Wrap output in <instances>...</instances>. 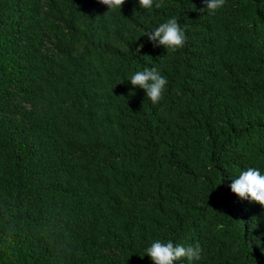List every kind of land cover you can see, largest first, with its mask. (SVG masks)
Masks as SVG:
<instances>
[{
  "label": "trees",
  "instance_id": "1",
  "mask_svg": "<svg viewBox=\"0 0 264 264\" xmlns=\"http://www.w3.org/2000/svg\"><path fill=\"white\" fill-rule=\"evenodd\" d=\"M205 7L0 0V264H153L156 240L264 264V207L230 188L264 175V0ZM171 18L175 52L145 35ZM152 67L157 105L129 81Z\"/></svg>",
  "mask_w": 264,
  "mask_h": 264
},
{
  "label": "clouds",
  "instance_id": "2",
  "mask_svg": "<svg viewBox=\"0 0 264 264\" xmlns=\"http://www.w3.org/2000/svg\"><path fill=\"white\" fill-rule=\"evenodd\" d=\"M103 5H106L109 11L119 10L125 3V0H99ZM140 8L151 9L154 0H138ZM205 9L209 15H215L222 9L226 0H204ZM156 8L162 7V3H155ZM149 41L153 42L154 46H163L167 52H175L184 47L186 35L184 29L181 28L177 19L171 18L167 22L161 23L154 31L145 34ZM143 45L140 46L142 48ZM136 49V52L140 51ZM134 87H139L145 90L146 97L153 105H157L163 99V95L167 85V79L160 70L156 67L151 69L145 68L143 71H137L129 79ZM231 191L242 200H248L264 207V175L253 167L242 171L238 178L234 179L230 185ZM203 249L197 242L189 246H174L171 240L166 243L156 240L147 249V255L153 261V264H174L175 261L186 259L188 264H194L202 258ZM143 257V256H142Z\"/></svg>",
  "mask_w": 264,
  "mask_h": 264
}]
</instances>
